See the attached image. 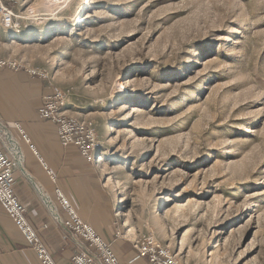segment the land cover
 I'll use <instances>...</instances> for the list:
<instances>
[{"label":"rangeland","instance_id":"374dc122","mask_svg":"<svg viewBox=\"0 0 264 264\" xmlns=\"http://www.w3.org/2000/svg\"><path fill=\"white\" fill-rule=\"evenodd\" d=\"M3 1L28 25L5 57L96 124L117 215L186 262L264 264V0Z\"/></svg>","mask_w":264,"mask_h":264},{"label":"crops","instance_id":"0c3cea01","mask_svg":"<svg viewBox=\"0 0 264 264\" xmlns=\"http://www.w3.org/2000/svg\"><path fill=\"white\" fill-rule=\"evenodd\" d=\"M17 52L13 43H5L0 46V59L6 58V55L15 56ZM51 88L46 79L32 75L26 69L0 72V135L6 152L16 159L15 187L20 199L28 205L30 222L58 264H74L72 257L81 242L72 238L57 220L55 212L62 219L68 214L57 202L55 183L15 128V122L22 123L56 175L57 184L71 199L81 217L110 241L122 263L151 264L135 249L133 241L141 234L130 224L127 225L128 218L117 215L115 202L103 186L98 168L83 157L78 148L62 147L56 124L40 118V104ZM3 127L13 136L12 141L6 138ZM0 264H40L15 223L4 214L1 205Z\"/></svg>","mask_w":264,"mask_h":264},{"label":"built area","instance_id":"2783aa9c","mask_svg":"<svg viewBox=\"0 0 264 264\" xmlns=\"http://www.w3.org/2000/svg\"><path fill=\"white\" fill-rule=\"evenodd\" d=\"M20 16L8 3L0 0V27L12 37H20L27 28L22 26ZM24 25V24H23ZM25 29V30H24ZM23 67L32 75L47 76L44 71L26 67L17 59L1 58L0 72L6 69L20 71ZM68 92L55 86L51 92L43 97L39 107L42 119L56 124L59 142L62 147L74 146L89 162H95L96 151L99 146V135L96 124L66 114ZM16 128L23 138L30 144L32 151L37 155L41 165L55 183V194L61 209L67 212V218L59 220L66 228L68 234L80 241L76 253L72 257L74 264H123L112 244L106 240L97 229L85 221L71 199L57 184V177L50 169L48 162L39 153L20 122H15ZM16 159L6 152L3 138L0 135V205L6 215L15 223L26 243L34 251L40 264H58L53 253L43 241L38 230L30 222L27 215L28 205L24 203L16 191L15 170ZM138 254L148 258L151 264H194L184 261L170 247L162 243L153 233H148L137 239L134 243Z\"/></svg>","mask_w":264,"mask_h":264},{"label":"bare ground","instance_id":"6f19581e","mask_svg":"<svg viewBox=\"0 0 264 264\" xmlns=\"http://www.w3.org/2000/svg\"><path fill=\"white\" fill-rule=\"evenodd\" d=\"M66 1H62V0H44V3L46 4V5H58V6H63V4L65 3ZM89 8H91V7H89V5H87L86 6V9H89ZM23 33H25V32H23ZM22 35V34H21ZM23 36V35H22ZM24 38V37H23ZM129 68H128V71H131V70H133L134 68H133V66H128ZM4 131H5V135H6V138L8 137V139L10 140V141H12L14 138H13V136L10 134V132L6 129V128H2ZM96 158H97V155H96ZM103 169V168H102ZM163 204V200H160V202H159V206H160V208H161V205ZM159 208V209H160ZM122 215H123V212H122Z\"/></svg>","mask_w":264,"mask_h":264}]
</instances>
